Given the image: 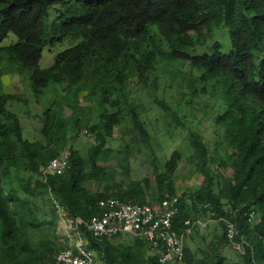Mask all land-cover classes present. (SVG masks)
Wrapping results in <instances>:
<instances>
[{
    "label": "trees",
    "instance_id": "1",
    "mask_svg": "<svg viewBox=\"0 0 264 264\" xmlns=\"http://www.w3.org/2000/svg\"><path fill=\"white\" fill-rule=\"evenodd\" d=\"M224 27L229 52L215 38ZM10 35L17 43L2 46ZM45 49L59 50L46 69L40 65ZM168 67L184 75L185 105L194 106L210 89L223 105L212 151L200 134L189 135L204 181L178 199L175 229L211 204L236 225L238 238L249 242L241 256L245 264H264V0H0V264H56L60 248L36 240L40 224L31 199L41 191H51L70 216L86 220L100 215L103 200L149 204V179L92 188L108 178L103 162L112 151L105 147L117 127L129 123L126 154L151 147L131 87L155 85L156 73ZM11 75L20 79L16 89L29 81L38 102L54 94L42 119L45 142L25 139L20 117L9 109L12 103L27 104L20 94L7 92L5 78ZM154 104L169 124L184 126L166 101L156 97ZM183 106L182 101L178 110ZM85 130L95 141L88 157L73 145ZM67 147V170L44 181L41 169ZM181 161L182 153L174 152L157 175L161 186L173 185ZM223 169L231 175L218 173ZM222 227L213 259L205 264H227L222 250L229 241ZM121 238L87 233L102 264H161L147 242L118 243ZM190 253L186 247L185 263L191 262Z\"/></svg>",
    "mask_w": 264,
    "mask_h": 264
},
{
    "label": "rangeland",
    "instance_id": "2",
    "mask_svg": "<svg viewBox=\"0 0 264 264\" xmlns=\"http://www.w3.org/2000/svg\"><path fill=\"white\" fill-rule=\"evenodd\" d=\"M215 38L223 43L224 52L230 51L232 45L228 28L224 27L217 31ZM17 41L15 35H10L2 46H10L17 43ZM58 52L59 50L57 49H54L53 52L45 49L40 62L41 67L46 69L53 66ZM176 68L168 67V70L161 68L156 73L159 79L155 85L148 84L146 87H142L133 84L131 87L132 97L135 100V104L139 107L141 119L146 122L147 130L151 134V147L141 145L139 154L137 149H132L129 155L128 153L126 154L123 140L129 139V137L124 136L129 123L119 128L117 127L113 133V139L105 147L110 148L112 151L107 161L103 162V165L107 166L108 178L101 184H92L93 188L90 185L89 188L102 190L107 185L114 183L122 182L128 185L131 181L149 179L150 185L145 189V199L150 205H155L158 208L166 207L181 198L185 193L201 188L204 177L198 171L197 157H192L194 151L189 141V135L191 132L200 134L212 151L215 141L214 123L217 115L220 112L222 113L223 105L219 99V94L211 89L200 96L201 98L198 99L194 106L185 105L184 100H182V97H184L183 91H186L183 81L184 75L174 71ZM185 69L184 71L189 70L187 66ZM19 80L16 75L7 76L5 78L7 92L20 94L27 101V104L25 102L21 104L12 103L9 109L16 112L20 117L25 139L45 142L41 134L42 119L50 102L55 99L54 94L51 92V94L43 97L38 102L33 95L29 81H25L19 89H16L15 85ZM24 89L26 91L25 94H23ZM59 91L64 94L63 87H60ZM156 97L166 101L177 112L184 126L169 124L170 118L166 117L165 112L154 104ZM182 101L184 106L181 110H178L177 105ZM83 105L87 106L86 103H83ZM69 114L70 112L67 111V115ZM91 115L94 118V123L99 121L95 117L97 113L94 109ZM94 143V135L85 130L74 141L73 145L84 157H88L89 149ZM176 151L182 153V161L172 178L173 185L171 187L169 185L161 186L157 180V175L165 172L166 162ZM65 152H69V147L62 151V153ZM124 160L129 165V172H126ZM208 162L211 163V159ZM218 173L223 177H228L231 175V170L223 169L219 170ZM31 201L40 224V228L35 233L36 240L46 246L55 245L62 250L68 243L60 230V221L56 210V203L58 202L56 197L51 191L44 190L37 193V196L32 198ZM208 216V214L199 212L194 217L207 220ZM222 228V224L215 222L205 230H196L186 243V247H189L191 251V262L173 264H205L210 262L213 259L212 250L214 244L221 237ZM117 242L134 243L135 239L130 236H122ZM222 255L226 257L227 264H245L241 255L230 245L223 247Z\"/></svg>",
    "mask_w": 264,
    "mask_h": 264
},
{
    "label": "built area",
    "instance_id": "3",
    "mask_svg": "<svg viewBox=\"0 0 264 264\" xmlns=\"http://www.w3.org/2000/svg\"><path fill=\"white\" fill-rule=\"evenodd\" d=\"M68 165L69 153H61L41 169L44 181L62 175ZM204 209L209 215L207 220L187 219L181 229L176 230L180 212L178 200L163 208L118 199L103 200L99 203L100 215L89 220L70 216L57 202L60 230L68 244L57 255L56 264H102L99 254L89 248L87 233L95 239L130 236L143 240L158 255L161 264L182 263L188 238L196 230H205L215 222L225 226L229 245L241 256L246 255L249 242L243 237L238 238L236 225L228 218L219 217L211 204L200 207L201 214ZM250 218H254V213Z\"/></svg>",
    "mask_w": 264,
    "mask_h": 264
}]
</instances>
